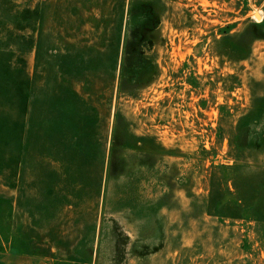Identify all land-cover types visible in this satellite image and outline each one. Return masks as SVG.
<instances>
[{
	"label": "rangeland",
	"instance_id": "obj_1",
	"mask_svg": "<svg viewBox=\"0 0 264 264\" xmlns=\"http://www.w3.org/2000/svg\"><path fill=\"white\" fill-rule=\"evenodd\" d=\"M0 264H264V0H0Z\"/></svg>",
	"mask_w": 264,
	"mask_h": 264
}]
</instances>
